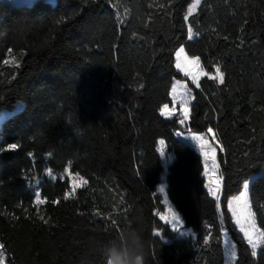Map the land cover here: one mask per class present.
I'll use <instances>...</instances> for the list:
<instances>
[{"label": "trees", "instance_id": "1", "mask_svg": "<svg viewBox=\"0 0 264 264\" xmlns=\"http://www.w3.org/2000/svg\"><path fill=\"white\" fill-rule=\"evenodd\" d=\"M193 2H0V111L23 103L0 127L7 264H105L104 247L128 231L140 234L145 264H225L222 219L237 247L234 264H264V245L253 258L227 208L250 181L264 230V0H201L185 20ZM181 46L206 72L219 64L225 73L224 85L206 76L200 88L189 84L184 127L181 114L160 115L174 80L186 79L175 68ZM13 57L15 64L4 63ZM209 127L219 141L221 212L202 155L175 134H207ZM11 143L20 147L7 150ZM69 161L89 183L65 200L69 180L47 169L60 174ZM163 175L169 201L196 238L179 237L158 217ZM37 192L46 203H36Z\"/></svg>", "mask_w": 264, "mask_h": 264}, {"label": "snow or ice", "instance_id": "2", "mask_svg": "<svg viewBox=\"0 0 264 264\" xmlns=\"http://www.w3.org/2000/svg\"><path fill=\"white\" fill-rule=\"evenodd\" d=\"M201 0H194V3L191 7L188 8V15L184 17L185 20L192 15V13L196 10L197 6L200 5ZM163 7V5H161ZM198 35V33H197ZM194 33L191 24L187 27V38L189 40L193 39ZM5 64L16 63L15 57L12 58L11 61L4 60ZM175 68L184 73L185 76L190 77L191 82L195 85L196 88H200V79L201 77H208L210 80H214L219 85L225 84V73L221 70L219 64L215 65L214 73L206 72L203 69L201 58L199 56H188L184 46L179 47L175 51ZM179 83V82H177ZM184 91L179 94L180 96V104H181V115L182 118L179 119V124L184 125L190 116V108L189 104L191 99H193L191 90L187 88L186 85L183 86ZM177 94V88L175 85L172 87V95L173 100L175 102ZM160 115L165 118H171L176 115V113L172 110H169V105L164 104L160 108ZM207 134H211L213 140H215V132L212 128L207 129ZM178 136H183V132H178ZM192 140L196 142L197 147L202 152L204 156V175L209 181V185L212 183V174L216 172L219 168V165L216 163V148L212 146L211 141L206 138V134H196L193 133L190 137ZM215 143L218 145L219 141L216 140ZM159 155L164 158V162L167 165L170 161L171 157L169 154L165 152V140H159ZM20 146L16 143H11L7 145V150H15ZM222 147V146H221ZM211 163V167L209 164ZM65 172L72 176L71 172V161L68 162V167H66ZM78 178V179H77ZM222 177H217L215 188L208 186V191L214 197L216 201L220 200V191L221 185L220 181ZM89 181L81 176L79 173H75V176L72 179L71 190L64 194V199L67 200L70 197L75 196L76 190L78 188H83L88 185ZM159 191L161 193H165V186L162 184ZM35 200L37 204H44L47 202L46 198L41 199V194L39 192L35 193ZM59 199L53 200V204H58ZM227 208L231 211L232 216L235 220V225L239 227V231L243 234V238L247 241V244L251 249V256L253 258L257 257V250L264 245V230H261L257 227L256 223V213L252 210V204L249 197V182L246 180L243 182L242 190L238 193V195L232 196L227 200ZM168 213L171 214L173 229H180L176 227L177 224L180 223L179 215L173 210L171 205L168 207ZM157 215L160 216L161 220H165L167 222L168 217L166 215H162L159 211ZM41 221L44 223H48V220L45 219L43 215L40 216ZM115 225V221H112ZM118 230V229H117ZM123 234L121 233V236ZM156 235H159V231H157ZM209 240L206 238L204 240L205 244H208ZM5 244L0 242V264H6L7 255L5 252ZM226 255L229 256L233 261L236 260L237 252L235 250V246H227L226 247Z\"/></svg>", "mask_w": 264, "mask_h": 264}, {"label": "rangeland", "instance_id": "3", "mask_svg": "<svg viewBox=\"0 0 264 264\" xmlns=\"http://www.w3.org/2000/svg\"><path fill=\"white\" fill-rule=\"evenodd\" d=\"M32 1H34V0H0V2H9V3H11V4H21V3H25V4H29V3H31ZM50 2H52V3H54L56 0H49ZM194 3V2H193ZM192 5V4H191ZM191 5L189 6V7H191ZM195 38V34H194V37H193V39ZM192 40V39H191ZM188 55V54H187ZM189 56V55H188ZM181 72V71H180ZM183 75H184V73L183 72H181ZM185 76V75H184ZM185 78L186 79H175L174 80V82H173V85H175L176 86V88H177V94H176V98H175V102H174V100H173V95H172V89H171V93H170V96H171V100H172V102H171V104H168L169 105V110H172V111H174L175 113H176V115H178V114H180L181 113V104H180V96H179V94L181 93V92H183L184 91V85H186L187 86V88L188 89H190L191 90V94H192V97H193V91H192V89L190 88V86H189V84L191 83V84H193L192 82H191V79H190V77H187V76H185ZM202 78V77H201ZM177 82H179V83H177ZM194 85V84H193ZM195 86V85H194ZM173 87V86H172ZM192 101H193V99H191V101H190V104H189V108H190V106H191V104H192ZM23 107V103L22 102H17L16 104H15V106L14 107H9V108H4L3 110H1L0 111V127H1V125H2V123H3V121L7 118V117H9L10 115H12L13 113H15L16 111H19L21 108ZM174 117V116H173ZM173 117H171V118H173ZM165 118V117H164ZM171 118H165V119H171ZM186 124V123H185ZM185 124L184 125H182L183 127L185 126ZM178 132H183L184 133V135L183 136H178L177 135V133ZM194 132H191V131H184V130H178V131H176L175 132V134H176V136L179 138V139H181V140H183L184 142H186V143H188V144H191V145H193L199 152H200V154L202 155V152L199 150V148L197 147V145H196V142L194 141V140H192L190 137H191V135L193 134ZM196 134H198V133H196ZM206 138H208L210 141H211V143H212V146L213 147H215L216 148V163L218 164V161H217V154H218V150H219V144L217 145L216 143H215V141L216 140H218L217 139V137H216V135H215V140H213L212 139V137H211V134H206ZM164 140V139H163ZM159 147H160V145H159ZM165 152H166V150H165ZM167 153V152H166ZM171 157V156H170ZM202 157H203V163H204V156L202 155ZM170 161H171V159H170ZM170 161L168 162V163H170ZM209 164H210V167H211V163H210V161H209ZM166 165V164H165ZM72 172V171H71ZM72 176H69L66 172H65V170L62 172V173H60V174H55V173H53L50 169H47V175L49 176V177H52L53 179H57L58 177H61L62 179H68L69 180V182H70V186H71V184H72V179H73V177L75 176V173H73L72 172ZM261 174H264V169H263V171L261 172ZM205 176V175H204ZM217 177H222L221 176V173H220V167L218 168V170L216 171V172H214L213 174H212V183H211V185H209V181H208V179L205 177V179H206V187H207V189H208V186H211V187H213V188H215V185H216V181H217ZM78 179V178H77ZM165 180H166V175H163V185L165 186V189H166V182H165ZM249 182V184H250V181H248ZM161 184V185H162ZM161 185L159 186V188H158V192L162 195V197H163V204H164V209H163V211H161L160 213L162 214V215H166L167 217H168V219H167V222L165 221V220H162L165 224H168L169 225V227L173 230V231H175L176 233H177V235L179 236V237H193V238H196L197 237V234L193 231V229L192 228H187V227H185V225H184V221H183V219L181 218V216L178 214V212L176 211V209L174 208V206L171 204V202L169 201V199H168V197H167V195H166V191H165V193H161L160 191H159V189H160V187H161ZM220 185H221V191H220V193H219V195H220V200L219 201H217V206H218V209H219V211L221 212V206H220V202H221V196H222V180L220 181ZM79 189V188H78ZM70 190H71V188H70ZM69 190V191H70ZM77 191V190H76ZM211 195V194H210ZM238 195V194H237ZM212 196V195H211ZM235 196V195H234ZM214 198V197H213ZM169 205H171V207L173 208V210L179 215V217H180V223L179 224H177L176 225V227H179L180 229H173V224H172V219H171V214L170 213H168V207H169ZM229 210V209H228ZM229 212H230V214H231V216H232V213H231V211L229 210ZM159 218H160V216H158ZM232 220H233V222L235 223V220H234V218H233V216H232ZM222 223H223V238H224V249H225V264H234L235 263V261H233L229 256H227L226 255V247L227 246H231V245H234L235 246V250H236V252H237V247H236V244H235V242L231 239V237H230V235H229V233H228V231H227V229H226V226H225V224H224V221H223V219H222ZM258 227V226H257ZM237 228L239 229V227L237 226ZM259 228V227H258ZM260 229V228H259ZM157 233V231H155V234ZM162 233L159 231V235H161ZM243 235V234H242ZM170 239L168 238V239H166V241H169ZM260 249V248H259ZM258 249V250H259ZM258 250H257V252H258ZM236 259H237V257H236ZM7 264V263H6Z\"/></svg>", "mask_w": 264, "mask_h": 264}, {"label": "clouds", "instance_id": "4", "mask_svg": "<svg viewBox=\"0 0 264 264\" xmlns=\"http://www.w3.org/2000/svg\"><path fill=\"white\" fill-rule=\"evenodd\" d=\"M105 264H145L143 241L136 231H128L110 241L103 250Z\"/></svg>", "mask_w": 264, "mask_h": 264}]
</instances>
